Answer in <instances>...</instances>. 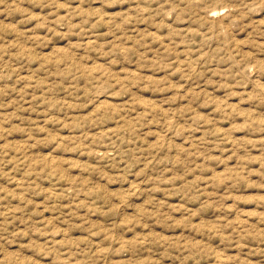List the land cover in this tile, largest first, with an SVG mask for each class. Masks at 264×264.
I'll return each instance as SVG.
<instances>
[{"label":"rangeland","instance_id":"rangeland-1","mask_svg":"<svg viewBox=\"0 0 264 264\" xmlns=\"http://www.w3.org/2000/svg\"><path fill=\"white\" fill-rule=\"evenodd\" d=\"M0 264H264V0H0Z\"/></svg>","mask_w":264,"mask_h":264},{"label":"bare ground","instance_id":"bare-ground-1","mask_svg":"<svg viewBox=\"0 0 264 264\" xmlns=\"http://www.w3.org/2000/svg\"><path fill=\"white\" fill-rule=\"evenodd\" d=\"M213 12V11H212ZM217 12H218V10H217ZM221 12V11H220ZM206 13V12H205ZM212 16V15H211ZM214 16V15H213ZM213 16H212V18H213ZM218 18H216V20H217ZM221 19H223V18H221ZM208 22H209V20H208ZM217 22V21H216ZM213 29V28H212ZM190 65V64H189ZM191 68V67H190ZM258 79V78H257ZM257 82V81H256ZM260 84V83H259ZM254 85H256L255 83H254ZM256 86H258V84L256 85Z\"/></svg>","mask_w":264,"mask_h":264}]
</instances>
